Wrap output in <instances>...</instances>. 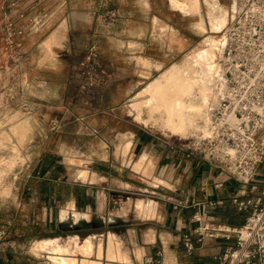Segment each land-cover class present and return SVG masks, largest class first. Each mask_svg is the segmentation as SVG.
Here are the masks:
<instances>
[{
  "label": "crops",
  "instance_id": "crops-1",
  "mask_svg": "<svg viewBox=\"0 0 264 264\" xmlns=\"http://www.w3.org/2000/svg\"><path fill=\"white\" fill-rule=\"evenodd\" d=\"M62 1L77 2L63 16L66 32L83 37L79 47L102 52L101 39L108 38L106 49L116 60L110 66L114 75L107 66L96 68L107 105L80 99L86 107L79 132L87 126L100 130L95 136L100 146L113 144L115 134L114 142L130 148L124 155L99 148L84 169L66 164L64 157L43 156L33 174L37 181L25 192L33 252L23 247L0 250V264H222L220 258L235 238L201 237L198 231L245 224L264 188V163L254 181L241 182L188 145L156 136L119 113L139 86L160 76L168 61L177 58L183 48V19L195 15L174 10L171 0H126L121 15L117 0ZM114 11L120 19L107 18ZM116 24L127 30L115 39L111 32ZM186 27L191 31V23ZM63 44L72 47L67 40ZM79 92L82 97L83 90ZM113 96L117 99L111 104ZM239 203L246 206L240 209Z\"/></svg>",
  "mask_w": 264,
  "mask_h": 264
},
{
  "label": "rangeland",
  "instance_id": "rangeland-1",
  "mask_svg": "<svg viewBox=\"0 0 264 264\" xmlns=\"http://www.w3.org/2000/svg\"><path fill=\"white\" fill-rule=\"evenodd\" d=\"M217 1L226 15L220 33L211 30L205 0L170 1L174 10L195 15L183 19L180 37L183 48L177 50V58L168 61L160 76L156 74L139 86L119 110L120 114L124 112L130 116V120L141 122L154 135L188 145L190 151L206 135L208 113L196 121V129L186 136L172 135L158 126V120H151V110L146 102L150 86L156 79H160L173 66L184 63L188 55L208 47L211 38H224L236 13L234 0ZM115 4L117 9L120 7V15L125 13L121 9L126 8V0H117ZM75 5L77 2H65L64 5L62 0H0V250L15 251L23 247L33 252L31 226L26 222L28 207H25V192L37 181L38 176L33 174L43 156L52 154L60 160L64 157L66 164L84 169L85 164L100 154L101 148H107L109 154L114 152L116 155L120 152L124 155L130 148L126 142H114L115 134L112 136L111 132L108 135L112 136L113 144L101 146L95 138L100 130L87 126V129L79 132V123L83 122L81 112L86 107L80 103V99H88L95 106L107 105L106 98L102 97L101 86L104 83L99 82L101 84L98 85L95 78L100 76L96 68L104 69L107 66V71L114 75L115 70L110 66L116 60L106 49L108 38L101 39V52L96 47L95 50L92 47H79L84 44L83 37L66 32V18L63 15ZM112 13L116 15L111 19H120L118 12ZM188 23H191V31L186 29ZM126 30V25L116 24L111 36L116 39ZM66 40L69 44L71 42V48L63 44ZM220 50L217 58L219 66ZM90 56L92 59L89 61ZM90 78L93 80L92 86L89 85ZM220 86L223 91L210 104V108L219 105L226 94L228 79L224 72ZM79 90H83L82 97ZM116 99L115 96L111 97L110 103ZM143 102L142 106L137 107L138 103ZM68 107L74 112L64 113ZM138 116L142 120H138ZM261 136L264 139V131ZM123 163L126 166L130 161ZM37 240L35 238L34 242Z\"/></svg>",
  "mask_w": 264,
  "mask_h": 264
},
{
  "label": "built area",
  "instance_id": "built-area-1",
  "mask_svg": "<svg viewBox=\"0 0 264 264\" xmlns=\"http://www.w3.org/2000/svg\"><path fill=\"white\" fill-rule=\"evenodd\" d=\"M234 6L236 13L225 32L219 59L228 88L219 105L209 109L206 135L193 152L249 183L264 163V0H234ZM89 81L92 86L93 80ZM245 206L239 203L240 209ZM252 207L241 227L219 224L199 229L201 237L235 238V245L221 256L222 264H264V188ZM184 240L192 251L190 238Z\"/></svg>",
  "mask_w": 264,
  "mask_h": 264
},
{
  "label": "bare ground",
  "instance_id": "bare-ground-1",
  "mask_svg": "<svg viewBox=\"0 0 264 264\" xmlns=\"http://www.w3.org/2000/svg\"><path fill=\"white\" fill-rule=\"evenodd\" d=\"M205 3L209 9L211 30L222 32L226 15L218 1L205 0ZM222 39L211 38L208 47L188 55L184 63L173 66L150 86L146 105L151 110V120H158L157 124L163 131L186 136L196 129V121L208 113L210 104L222 93L223 87L219 88V83L224 70L217 63ZM143 104L138 103L137 107ZM137 119L142 120L140 116ZM66 214V211L62 212L63 216ZM74 218L78 220V214H74ZM48 242L44 241L43 244Z\"/></svg>",
  "mask_w": 264,
  "mask_h": 264
},
{
  "label": "flooded vegetation",
  "instance_id": "flooded-vegetation-1",
  "mask_svg": "<svg viewBox=\"0 0 264 264\" xmlns=\"http://www.w3.org/2000/svg\"><path fill=\"white\" fill-rule=\"evenodd\" d=\"M223 44H224V40H222V43H221V45H220V48L223 46Z\"/></svg>",
  "mask_w": 264,
  "mask_h": 264
}]
</instances>
